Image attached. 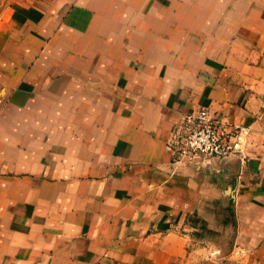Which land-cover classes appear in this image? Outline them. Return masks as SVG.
I'll return each instance as SVG.
<instances>
[{
  "label": "crops",
  "instance_id": "0c3cea01",
  "mask_svg": "<svg viewBox=\"0 0 264 264\" xmlns=\"http://www.w3.org/2000/svg\"><path fill=\"white\" fill-rule=\"evenodd\" d=\"M201 107L244 158L172 163ZM0 264H264V1L6 6Z\"/></svg>",
  "mask_w": 264,
  "mask_h": 264
},
{
  "label": "built area",
  "instance_id": "2783aa9c",
  "mask_svg": "<svg viewBox=\"0 0 264 264\" xmlns=\"http://www.w3.org/2000/svg\"><path fill=\"white\" fill-rule=\"evenodd\" d=\"M247 129L231 126L201 107L183 115L168 142L179 166L189 163L211 164L230 157L244 158ZM217 250H209V257Z\"/></svg>",
  "mask_w": 264,
  "mask_h": 264
},
{
  "label": "rangeland",
  "instance_id": "374dc122",
  "mask_svg": "<svg viewBox=\"0 0 264 264\" xmlns=\"http://www.w3.org/2000/svg\"><path fill=\"white\" fill-rule=\"evenodd\" d=\"M12 1L15 0H0V16ZM127 1H180V0H127ZM181 1H264V0H181Z\"/></svg>",
  "mask_w": 264,
  "mask_h": 264
}]
</instances>
